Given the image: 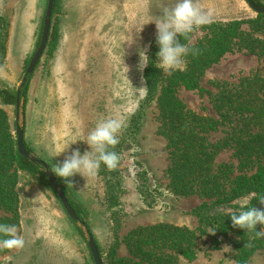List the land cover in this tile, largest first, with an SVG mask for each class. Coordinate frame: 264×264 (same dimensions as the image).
<instances>
[{
    "label": "rangeland",
    "instance_id": "rangeland-1",
    "mask_svg": "<svg viewBox=\"0 0 264 264\" xmlns=\"http://www.w3.org/2000/svg\"><path fill=\"white\" fill-rule=\"evenodd\" d=\"M47 1L0 0V89L18 88L39 45ZM173 3L61 0L51 16L52 40L31 74L20 125L31 155L44 162L54 175L55 163L62 162L72 149L78 148L81 153L88 150L84 141L100 119L125 121L118 169L101 166L95 177L76 175L72 183L57 177L87 220L106 264L116 242L138 227L159 223L191 230L199 227L194 211L201 204L200 198L177 197L168 187V152L159 133L157 100L143 106L138 127L132 128V118L145 95V89H140L145 85L144 70L138 69V52L148 47L150 56L149 46L156 40V26L150 22ZM198 4L210 14V23L256 18L245 0H198ZM204 34L203 27L196 28L187 34L185 44L195 45ZM188 65L186 57L185 66L176 71H186ZM257 71L264 75L263 59L227 54L205 71L200 85L216 93L213 82L237 84ZM177 97L198 115L217 118L207 95L180 88ZM0 108L7 114L9 131L16 141L15 108L1 102ZM224 136L218 132L209 140L216 142ZM70 143L75 144L63 152ZM232 154L230 150L222 151L216 163L236 166ZM138 165L148 175L144 190L150 193L149 200L136 182ZM15 190L19 198L18 230L26 243L19 250L0 251V264H92L87 238H81L79 226L71 222L43 180L19 173ZM0 217L10 214L0 208ZM199 236L196 259L180 260L179 264H235L231 251L234 234L223 238L209 234L207 228ZM225 246L230 248L223 249ZM118 256L128 257L124 244L119 245ZM247 264H264V252H257Z\"/></svg>",
    "mask_w": 264,
    "mask_h": 264
},
{
    "label": "trees",
    "instance_id": "trees-1",
    "mask_svg": "<svg viewBox=\"0 0 264 264\" xmlns=\"http://www.w3.org/2000/svg\"><path fill=\"white\" fill-rule=\"evenodd\" d=\"M253 1L264 7L260 0ZM60 2L54 1L52 13ZM203 30L204 36L190 47L195 54L187 57L189 65L186 71H174L171 75L163 73L155 59L156 43L151 44L149 57L152 61H149V66L143 72L147 88L143 102L132 118V128L135 129L142 117L143 106L157 100L159 133L166 141L168 152L165 171L168 187L177 197L200 198L201 204L194 211L199 227L191 230L159 223L133 229L111 248L109 264H179L180 260L192 262L197 257L199 235L204 234L207 228L217 230L215 235L223 238L234 234L231 251L235 264H247L257 252H264V242L260 236L234 228L227 211L238 207L241 198L251 192L264 191V75L257 71L237 84L213 82L216 93L200 85L205 71L227 54L243 53L264 60V16L257 15L252 20L209 23L203 26ZM49 38L48 42L52 36L49 35ZM180 40L185 44L187 36L180 37ZM30 78L31 75L26 76L19 90L21 114ZM180 88L207 95L217 118L201 116L189 110L177 97ZM16 99V90L0 89L2 105L15 108ZM8 123L7 114L0 108V208L10 214V217H0V223L15 224L18 227L19 198L15 189L19 173L38 176L48 187L51 186L39 166L18 154ZM218 132L225 136L210 142V136ZM23 144L29 151L24 139ZM119 145L114 149L118 153ZM224 150L233 152L236 166L216 163L217 156ZM138 168L136 182L148 199L150 193L144 190L148 175L140 166ZM55 178L79 221L91 235L87 220L84 216L82 218L80 210L69 199L58 178ZM252 204L257 207L258 202L252 200ZM77 232L82 239H86L81 228L77 227ZM120 244H124L128 257L118 256ZM249 244L250 247L247 246ZM99 256L102 264H106L100 252ZM90 260L93 264L91 255Z\"/></svg>",
    "mask_w": 264,
    "mask_h": 264
},
{
    "label": "clouds",
    "instance_id": "clouds-1",
    "mask_svg": "<svg viewBox=\"0 0 264 264\" xmlns=\"http://www.w3.org/2000/svg\"><path fill=\"white\" fill-rule=\"evenodd\" d=\"M150 23L156 26L155 43L158 47L156 63L166 74L171 75L185 66L186 57L195 54L193 49L181 42L180 37H186L196 28L210 23V14L202 11L198 0H174L171 7H165L162 13ZM147 52L148 47L138 52V69L141 72L149 66V61H152ZM124 127L123 119H100L84 141L88 145V150L81 153L78 148L72 149L70 155H67L62 162L55 163L53 170L55 176L72 183L71 178L76 175L95 177L101 166L108 170L118 169L121 156L114 149L120 143V134ZM75 143L68 144L63 152ZM252 200L264 205V192H251L241 198L238 207L229 208L227 211L234 228L242 229L244 232H254L257 236L264 237V209L257 208L252 204ZM258 225L259 230H257ZM216 231L209 229V234L215 235ZM25 243L17 225L0 223V251L19 250L25 246ZM228 248L230 247L225 246L223 249Z\"/></svg>",
    "mask_w": 264,
    "mask_h": 264
},
{
    "label": "water",
    "instance_id": "water-1",
    "mask_svg": "<svg viewBox=\"0 0 264 264\" xmlns=\"http://www.w3.org/2000/svg\"><path fill=\"white\" fill-rule=\"evenodd\" d=\"M54 1L55 0H48L47 1L46 10H45L44 18H43L42 31H41V37H40L39 45H38L32 59H31L29 65H28L27 69L25 70L24 76L22 77L18 88L16 89V92H17V99H16V105H15V111H16V114H15L16 148H17V152L20 156H22L23 158L29 160L31 163L40 167V170L43 172L44 176L46 177L49 185L51 186L53 192L57 196V198H58L59 202L61 203L62 208L65 211L68 218L71 221L75 222L76 225L79 226V228H81L82 231H84L85 236L87 238V247L89 249L93 264H102V261H101L100 256H99V252L97 250V246H96L92 236L89 235L86 227L83 225L82 222L79 221L78 217L74 213V211H73L71 205L69 204L67 198L65 197L63 191L59 187L55 176L50 171L48 166L44 162L39 160L38 158L32 156L31 153H29V151H27V149L25 148V146L23 144L24 134H23L22 125H20V119H21L22 114H21V103H20L19 98H18L19 90H20L21 86L25 83L26 76L31 75L33 73L36 65L38 64L39 60L41 59V57L45 51V48H46V45L48 42V38H49V34H50L51 16H52ZM245 1L247 3L248 7L256 14V16L257 15L264 16V7L256 5L253 0H245ZM257 208L264 209V205H261L258 203ZM259 228H260V226L258 225L257 230H259ZM260 238L264 242V237H260Z\"/></svg>",
    "mask_w": 264,
    "mask_h": 264
}]
</instances>
